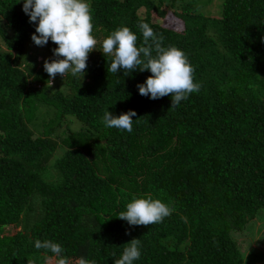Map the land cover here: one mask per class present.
<instances>
[{
  "label": "trees",
  "instance_id": "16d2710c",
  "mask_svg": "<svg viewBox=\"0 0 264 264\" xmlns=\"http://www.w3.org/2000/svg\"><path fill=\"white\" fill-rule=\"evenodd\" d=\"M23 2L0 0V264H56L38 239L71 264H114L133 238L134 264H264V239L243 256L230 235L264 207V0H222L217 16L185 0H88L98 40L127 26L142 44L147 22L186 54L201 87L172 108L139 94L150 70L108 73L100 44L83 79L50 87L57 45L34 43ZM130 109L131 133L104 125ZM146 195L174 211L149 226L118 217Z\"/></svg>",
  "mask_w": 264,
  "mask_h": 264
},
{
  "label": "clouds",
  "instance_id": "9594fccd",
  "mask_svg": "<svg viewBox=\"0 0 264 264\" xmlns=\"http://www.w3.org/2000/svg\"><path fill=\"white\" fill-rule=\"evenodd\" d=\"M23 11L29 15V20L36 24L31 39L37 46H44L49 39L57 45L53 49L55 59L44 61V70L50 79L49 86L57 76L64 77L71 73L73 77L83 79L89 54L100 49L105 57H111L109 73H117L121 69L127 72L150 70L144 83L137 85L139 94L158 99L171 96V107L179 105L193 92H199L201 85L194 82L195 69L186 54L175 46H163V35H157L147 22H141L138 28L142 32L143 42L138 45V36L127 26H121L106 36L102 41L93 34L94 25L91 6L88 0H24ZM38 33V35H37ZM135 110H128L115 116L105 111L102 121L108 128H117L131 133ZM173 207L153 199L151 195L134 197L126 205V211L118 217L130 225L149 226L163 222L170 216ZM37 250L51 252L56 258V264H71L63 255L64 248L50 239L36 240ZM141 256L140 240L133 238L124 248L119 259L114 264H134ZM76 264H95L80 257Z\"/></svg>",
  "mask_w": 264,
  "mask_h": 264
},
{
  "label": "rangeland",
  "instance_id": "374dc122",
  "mask_svg": "<svg viewBox=\"0 0 264 264\" xmlns=\"http://www.w3.org/2000/svg\"><path fill=\"white\" fill-rule=\"evenodd\" d=\"M182 1L184 0H178V3H181ZM185 1L198 4L201 12H203L206 15H214V16H217L220 13L221 3H222V0H185ZM172 20L173 19L171 17L165 16L164 21L160 23L169 25L172 22ZM158 21H162V19H159ZM2 46L3 43L2 40L0 39V48H2ZM62 81H63L62 77L57 78L55 79V81H53L52 86L62 85ZM37 119H40V121L38 120L40 124L42 117H40L39 115ZM37 127L38 129H40L39 125ZM57 155L58 154L56 150L52 160H54V157H56ZM230 235L237 243V247L239 248L243 256H245L248 253V251L261 249L262 241L264 239V207L261 208L256 213L255 217L252 220H250L241 231H231Z\"/></svg>",
  "mask_w": 264,
  "mask_h": 264
}]
</instances>
